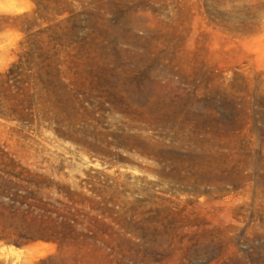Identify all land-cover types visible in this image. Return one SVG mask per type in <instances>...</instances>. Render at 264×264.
I'll use <instances>...</instances> for the list:
<instances>
[{"label":"rangeland","instance_id":"1","mask_svg":"<svg viewBox=\"0 0 264 264\" xmlns=\"http://www.w3.org/2000/svg\"><path fill=\"white\" fill-rule=\"evenodd\" d=\"M0 264H264V0H0Z\"/></svg>","mask_w":264,"mask_h":264},{"label":"trees","instance_id":"2","mask_svg":"<svg viewBox=\"0 0 264 264\" xmlns=\"http://www.w3.org/2000/svg\"><path fill=\"white\" fill-rule=\"evenodd\" d=\"M22 240L24 241L23 243H27V242H30V241H34V240H37L39 238H43V237H40V236H37V235H25V236H22L21 237Z\"/></svg>","mask_w":264,"mask_h":264}]
</instances>
